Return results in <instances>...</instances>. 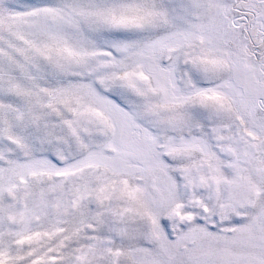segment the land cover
Masks as SVG:
<instances>
[{
	"label": "snow or ice",
	"instance_id": "6c2138e0",
	"mask_svg": "<svg viewBox=\"0 0 264 264\" xmlns=\"http://www.w3.org/2000/svg\"><path fill=\"white\" fill-rule=\"evenodd\" d=\"M0 264H264V0H0Z\"/></svg>",
	"mask_w": 264,
	"mask_h": 264
}]
</instances>
